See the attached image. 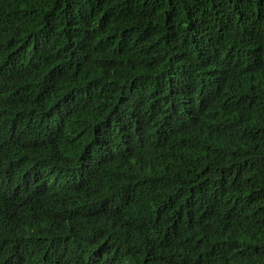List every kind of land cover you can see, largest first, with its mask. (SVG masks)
I'll use <instances>...</instances> for the list:
<instances>
[{"label":"trees","instance_id":"obj_1","mask_svg":"<svg viewBox=\"0 0 264 264\" xmlns=\"http://www.w3.org/2000/svg\"><path fill=\"white\" fill-rule=\"evenodd\" d=\"M0 173V264H264V0H0Z\"/></svg>","mask_w":264,"mask_h":264},{"label":"clouds","instance_id":"obj_2","mask_svg":"<svg viewBox=\"0 0 264 264\" xmlns=\"http://www.w3.org/2000/svg\"><path fill=\"white\" fill-rule=\"evenodd\" d=\"M237 76V80L239 83H243V79L239 76ZM254 85V82L252 83V86ZM116 138V134L111 136V140L113 141ZM17 192V188L15 185H13L9 179V177L6 174L0 173V199L9 200L13 199L14 194ZM12 241L8 242H2L0 241V250L1 247L4 245H7L8 247L14 248L16 251L23 252L21 249L22 246L28 243V238L24 233L21 234H13L11 236ZM46 264V263H41Z\"/></svg>","mask_w":264,"mask_h":264}]
</instances>
